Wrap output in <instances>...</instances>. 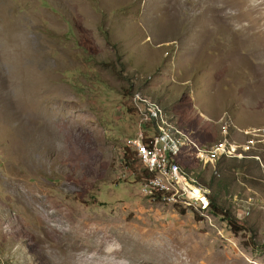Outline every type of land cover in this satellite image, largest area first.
Listing matches in <instances>:
<instances>
[{
	"label": "rangeland",
	"instance_id": "374dc122",
	"mask_svg": "<svg viewBox=\"0 0 264 264\" xmlns=\"http://www.w3.org/2000/svg\"><path fill=\"white\" fill-rule=\"evenodd\" d=\"M153 104L244 231L137 183ZM0 264H264V0H0Z\"/></svg>",
	"mask_w": 264,
	"mask_h": 264
},
{
	"label": "bare ground",
	"instance_id": "6f19581e",
	"mask_svg": "<svg viewBox=\"0 0 264 264\" xmlns=\"http://www.w3.org/2000/svg\"><path fill=\"white\" fill-rule=\"evenodd\" d=\"M141 102H143V101H141ZM149 108H150V110H151V108H153L152 110L155 111L154 118H156L159 121L158 132L156 131L157 132L156 138L154 141L152 140L153 141L152 143L150 142L151 144L148 143L149 145L144 144L143 139L136 141V147L138 149L137 153H138V156L140 157V159L142 160V163H144V161H145V163L147 164V165L144 164L145 166L151 168V170L159 172L160 175L162 176L161 179H166L167 177L170 178V176L173 175L175 177V179H179L178 181H182L184 184V187H185L184 191L189 193L190 199L192 201L199 202V199H200V201L203 200L204 202H206L205 201L206 198H204V196H206V192L202 188H199L198 186H196V184H194L190 178L186 177V174H184L182 172V170H181V174L183 176H180L179 174H174V171H176V169H177V167L174 163L170 167H168L166 165V162L169 161V153L170 152H168L167 154H160L159 151L157 150V147L159 145H161V146L163 145L165 148H162V149L165 152H167L168 149L170 151L171 145H173V143H172L173 140L170 137V134H172V133H177L178 135L182 136V138H184V139L187 136L182 134V132L181 133L178 132L176 130V128L170 122L168 123L167 120H164L162 115L166 114V113L160 112L161 110L159 111V108L156 105H152ZM169 145H170V147L167 149L166 147ZM198 152H199V154H201L200 151H198ZM151 154L153 155V160L151 159ZM159 180L151 181L149 184L150 189L154 190L156 192L157 191L166 192L165 190H163L164 188H166L164 185V183H165L164 180H160V181ZM207 197H208V195H207ZM202 207H203V209H206L208 207V204L207 203L203 204Z\"/></svg>",
	"mask_w": 264,
	"mask_h": 264
},
{
	"label": "trees",
	"instance_id": "16d2710c",
	"mask_svg": "<svg viewBox=\"0 0 264 264\" xmlns=\"http://www.w3.org/2000/svg\"><path fill=\"white\" fill-rule=\"evenodd\" d=\"M136 103H138V102H136ZM153 105H157V104H153ZM150 116H151V113H150ZM162 117H163L164 120H167L168 122H170L173 126H175L177 129L182 131L188 137V138L185 137V141H188L190 139V136H191L190 131L180 128L178 126V124H176V123H172V121H171L172 119L167 113L163 114ZM150 121L151 122L146 123L147 120L145 122L144 119H142V124L144 126L148 125V124H149V127L151 126V128H146L147 131L142 129L143 130V142L146 145L151 144L155 140L156 133L158 132V125L156 124V119H154V121L153 120H150ZM153 126H155L154 129H153ZM189 142H190V146H191L190 149H193L195 144L193 143V141L189 140ZM186 148L187 147H185V148L184 147H180L178 144L171 145V148H170V151H169L170 152L169 153V161L174 163V164H176V165H178L179 168L182 169L183 172H186V174L193 179V181L195 182V184H197V186L199 188H202L204 190L210 191V193H208L209 205H208V208H206V211L208 210L207 212L212 213L214 216H222V218L227 222V225L229 226V228L231 229V231L233 233L238 234L239 232L244 231L245 221H241V220L231 216L228 211L224 210L219 205L218 197L215 196L216 194L212 193L211 185H209L207 180H202L197 175H194V174H192V172L188 171L189 165H193L195 163L194 160H196V159L199 160V157L197 155H195L194 152H187L184 156L180 157L181 154H182L181 151L186 150ZM136 155H137V153H136ZM128 157H129V155L127 154V152H124V158L126 160H128ZM232 159H236V158H232ZM139 160L142 162V160L140 158H139ZM144 168L146 170V171H144V179L143 178H138V182L137 183H139V185H141L145 180L147 181L150 177H152L155 174V173H151L145 165H144ZM237 168H239V167H234V169H237ZM211 182L213 183V181H211ZM149 196H151L149 198H154L156 202H162L161 201V193H159V192L152 191ZM204 211H205V209L203 210V212ZM183 212L184 211H182V213Z\"/></svg>",
	"mask_w": 264,
	"mask_h": 264
},
{
	"label": "built area",
	"instance_id": "2783aa9c",
	"mask_svg": "<svg viewBox=\"0 0 264 264\" xmlns=\"http://www.w3.org/2000/svg\"><path fill=\"white\" fill-rule=\"evenodd\" d=\"M146 123H148V120H147ZM162 148H165V147L162 145ZM151 159L153 160V155H152V154H151ZM174 174H178L177 170H176V173H174ZM184 195H186V194H184ZM161 197H162V196H161Z\"/></svg>",
	"mask_w": 264,
	"mask_h": 264
}]
</instances>
